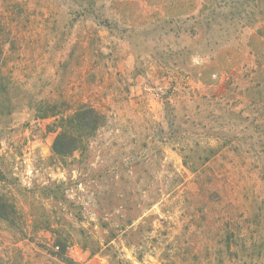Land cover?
Instances as JSON below:
<instances>
[{
    "label": "rangeland",
    "instance_id": "374dc122",
    "mask_svg": "<svg viewBox=\"0 0 264 264\" xmlns=\"http://www.w3.org/2000/svg\"><path fill=\"white\" fill-rule=\"evenodd\" d=\"M259 26L233 0H0V264H264V135L233 91ZM83 106L101 124L56 154Z\"/></svg>",
    "mask_w": 264,
    "mask_h": 264
},
{
    "label": "trees",
    "instance_id": "16d2710c",
    "mask_svg": "<svg viewBox=\"0 0 264 264\" xmlns=\"http://www.w3.org/2000/svg\"><path fill=\"white\" fill-rule=\"evenodd\" d=\"M203 1L213 3V0ZM258 25L260 26L255 32L262 33L250 36L249 46L252 49L246 53V57L243 52L233 51V63L245 61L242 71L246 72L244 76L233 75V91L238 92V95L242 97L241 104L245 103L246 107L242 112L247 114L246 120L256 125L260 133L264 135V0H233L234 32H241L247 27L252 29ZM254 42H258L261 48L250 45ZM38 110L41 111V109ZM239 115L241 117L242 113ZM100 124L101 117L95 109L81 107L76 117L66 122L65 129L56 137L53 151L59 155L71 154L81 142V131L87 128L93 135ZM185 165L190 167L188 162H185ZM14 214L13 205L5 197H0V219L12 224Z\"/></svg>",
    "mask_w": 264,
    "mask_h": 264
}]
</instances>
